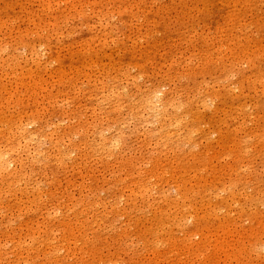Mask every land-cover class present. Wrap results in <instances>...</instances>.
<instances>
[{
    "label": "bare ground",
    "instance_id": "1",
    "mask_svg": "<svg viewBox=\"0 0 264 264\" xmlns=\"http://www.w3.org/2000/svg\"><path fill=\"white\" fill-rule=\"evenodd\" d=\"M235 39L213 66L194 62L214 60L207 35L201 50L188 44L160 58L134 49L126 65L106 61V39L80 53L68 45L64 55L48 37L18 39L26 51L16 48L19 60L0 74V264L25 250L54 264L73 238L91 240L124 214L141 230L132 264H194L201 256V264L228 263L248 253L264 263V180L248 192V179L233 168L244 166L248 140H264V60L250 63L249 47L259 44ZM251 105L261 128L246 122ZM112 183L116 203L126 196L122 213L95 199ZM94 210L93 220L81 218ZM30 212L47 215L29 222ZM137 215H151L150 227ZM60 216L62 230L52 221Z\"/></svg>",
    "mask_w": 264,
    "mask_h": 264
},
{
    "label": "rangeland",
    "instance_id": "2",
    "mask_svg": "<svg viewBox=\"0 0 264 264\" xmlns=\"http://www.w3.org/2000/svg\"><path fill=\"white\" fill-rule=\"evenodd\" d=\"M206 35L215 41L207 48L214 60L206 61L198 56V60L194 61L196 65L199 60L202 64L206 62L205 66L218 64L228 54L227 44L230 38H236L231 42L247 47L250 46L247 43L250 41L259 44L257 47H249L251 51H255L250 63L256 64L261 59L264 60V0H0V74L5 75L9 70V63L19 60V57L13 55L16 48H19L18 52L26 51L23 45L18 44V39L22 42L30 39L32 43L43 44L48 37L61 55L65 54L68 45L76 53H80L87 48H98L99 40L106 39L103 50L110 55L106 61L113 65H126L131 60L134 49L143 57L158 58L164 54L174 55L177 49L185 48L188 44L201 50ZM248 63L242 64L246 72L250 70ZM54 67L55 64H51L48 71H54ZM201 70L205 79L211 82L213 74L207 71L208 68ZM136 73L137 70L132 69V75ZM175 83L179 85L177 80ZM261 103L264 109V99ZM258 112L256 106L247 108L246 122L249 127H262L263 120L258 121ZM205 114L209 116L211 109L205 111ZM263 142L264 140L258 141V137L248 140L243 146H250L246 154L242 155L244 166H233L242 177L248 179V192L253 191L257 181L264 180ZM142 152L140 149L127 151L129 156L136 157ZM236 152V149H230L231 154ZM174 156L171 153L169 159L174 160ZM204 156L203 153L200 157ZM205 157L209 159V155ZM184 158L191 159V156L186 153ZM110 185L113 183L105 185L95 199L101 204L113 203L117 206L115 209L122 213L125 210L126 196L122 202L116 203L118 193L114 192L115 188L110 193ZM172 192L176 195L175 191ZM259 208L264 211L263 207ZM99 210L80 217L87 219L89 216L88 220L91 221L94 219L92 216H95L93 214ZM46 215L30 212L26 219L31 222L41 217L40 221L43 222ZM137 216L139 219L145 218L143 222L150 227V220L147 218L151 215ZM61 217L52 218V221L55 223L53 226L62 230ZM16 219L13 221L16 223L15 227H18L20 222ZM112 222L113 225H108L102 232L96 229L97 236L93 235L94 232L90 233L91 240L73 238L70 248L56 253L58 262L54 264H132L136 260V254L140 252V224H137L135 218L125 214L108 224ZM26 223L28 222L24 221ZM240 224L246 225L248 221H241ZM100 232L101 236H98ZM2 233L4 230L0 227V234ZM198 239V236L193 237L194 241ZM143 255L149 256L144 249ZM245 255L232 258L228 263L219 261L216 264H259L260 258L256 254ZM17 256L10 257L9 264H43L46 258L42 251L30 256L25 250ZM201 263L202 256L197 257L194 264Z\"/></svg>",
    "mask_w": 264,
    "mask_h": 264
}]
</instances>
